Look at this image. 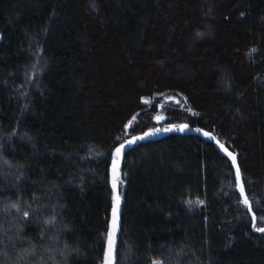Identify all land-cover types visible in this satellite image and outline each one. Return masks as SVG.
<instances>
[{
  "label": "trees",
  "instance_id": "16d2710c",
  "mask_svg": "<svg viewBox=\"0 0 264 264\" xmlns=\"http://www.w3.org/2000/svg\"><path fill=\"white\" fill-rule=\"evenodd\" d=\"M114 220L113 264H264V0H0V264Z\"/></svg>",
  "mask_w": 264,
  "mask_h": 264
},
{
  "label": "snow or ice",
  "instance_id": "6c2138e0",
  "mask_svg": "<svg viewBox=\"0 0 264 264\" xmlns=\"http://www.w3.org/2000/svg\"><path fill=\"white\" fill-rule=\"evenodd\" d=\"M156 119L157 120H161V119H164V118L163 117H156ZM129 123H131V121ZM126 127H127V125H126ZM172 127H174V126H170L169 128H166V129H150L149 131L144 132L143 135L134 136V137H132L131 140L126 141L125 143H120L119 146L115 148V154L117 156H119L121 154L122 150L125 148V144L135 143L138 140H143V139H145V138H147V137H149L151 135H155V134L159 133L160 131H171ZM187 127H188L187 125H183V126H181V130H183L184 128H187ZM196 131L203 132V129H196ZM203 134L205 136L209 137V138H212V133H210V132H203ZM217 143H219V141H217ZM220 146L222 148L224 147L223 145H220ZM225 152H227V149H225ZM227 154H228V156L232 157V162H233V164H235L236 163L235 155H233L231 152H228ZM240 176H241L240 169L237 166L236 167V178L239 179ZM240 191H241L242 194L244 193L243 184H241V186H240ZM116 202H117V204L119 203V197L118 196L116 197ZM243 202H244L245 205H247V206H249V208H251V204H250V201H249L247 195H244ZM187 203L191 204L192 201H187ZM196 203L203 204L204 201L197 199ZM12 207L13 208H17V210H19L18 206L16 204H13ZM113 211L115 213V209ZM24 216L27 217L28 213L25 212ZM116 230H117L116 229V223H115V220H114V222H113V230L110 231L109 234H108V241H107L108 248H107V255H106V264H112L111 257H112L113 251H114V240H113V237H114V234H115ZM257 230L260 231V232H264V227L258 228ZM153 264H159V262L154 261Z\"/></svg>",
  "mask_w": 264,
  "mask_h": 264
},
{
  "label": "water",
  "instance_id": "95a60500",
  "mask_svg": "<svg viewBox=\"0 0 264 264\" xmlns=\"http://www.w3.org/2000/svg\"><path fill=\"white\" fill-rule=\"evenodd\" d=\"M114 258H115V257H114V252H113L112 257H111L112 264H113ZM103 264H106V261H105Z\"/></svg>",
  "mask_w": 264,
  "mask_h": 264
},
{
  "label": "rangeland",
  "instance_id": "374dc122",
  "mask_svg": "<svg viewBox=\"0 0 264 264\" xmlns=\"http://www.w3.org/2000/svg\"><path fill=\"white\" fill-rule=\"evenodd\" d=\"M175 5H176V4H175ZM175 5H174V6H175ZM104 66H105V65H104ZM108 68H109V66H108ZM121 111H123V110L121 109L120 112H121ZM120 112H119V113H120ZM122 113H123V112H122ZM117 115H118V116H117ZM117 115H116V117H121V116H119V115H121V114H117ZM116 119H117V118H116ZM110 122H111V121H110ZM108 124H109V123H108Z\"/></svg>",
  "mask_w": 264,
  "mask_h": 264
}]
</instances>
